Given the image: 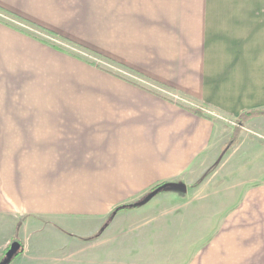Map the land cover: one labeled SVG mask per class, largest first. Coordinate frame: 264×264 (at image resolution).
<instances>
[{
    "label": "crops",
    "instance_id": "1",
    "mask_svg": "<svg viewBox=\"0 0 264 264\" xmlns=\"http://www.w3.org/2000/svg\"><path fill=\"white\" fill-rule=\"evenodd\" d=\"M252 110L264 0H0V264H264Z\"/></svg>",
    "mask_w": 264,
    "mask_h": 264
},
{
    "label": "trees",
    "instance_id": "2",
    "mask_svg": "<svg viewBox=\"0 0 264 264\" xmlns=\"http://www.w3.org/2000/svg\"><path fill=\"white\" fill-rule=\"evenodd\" d=\"M57 49H59V48H57ZM188 109L191 110L195 114H198V115L201 114V112L198 109H196V108L190 107ZM258 116H264V110L245 111V112H242L238 117H236L234 119V126L235 127L233 128V130L231 132V136L229 137L228 141L222 146L221 154H224L228 149H230L232 146L235 145V143L237 142L238 137L240 135V132H241V130L244 127V123L246 121H248L249 119H252V118H255V117H258ZM163 185H165V183H162L160 185H157V186L153 187L150 190V192H153L154 190L157 189V187H160V186H163ZM145 198H143L141 201H139L137 203H134V204L116 207L113 210V212L109 215L108 219H110L117 212H120V211H123V210H130V209L137 208L140 205V203L144 201ZM18 253L19 252H17L15 255H17ZM5 264H8V263H5Z\"/></svg>",
    "mask_w": 264,
    "mask_h": 264
},
{
    "label": "rangeland",
    "instance_id": "3",
    "mask_svg": "<svg viewBox=\"0 0 264 264\" xmlns=\"http://www.w3.org/2000/svg\"><path fill=\"white\" fill-rule=\"evenodd\" d=\"M223 127L227 130H230L231 132H232V130H233V128L235 127L234 126V121L232 122V121H230V123L227 125H223ZM231 128V129H230ZM257 139H261L260 137H256ZM251 175V174H250ZM249 175V176H250ZM261 176L258 174V175H254V177H252V178H260ZM254 186V185H253ZM252 186V187H253ZM239 207V206H238ZM233 208V207H232ZM231 208V209H232ZM230 209V208H229ZM230 209V210H231ZM235 209V208H234ZM229 214V213H228ZM231 224H233L234 226H232V229H233V231H236L237 232V230H240L241 228H240V223L238 222V223H235V222H232V221H228L227 222V229H229V226L231 225ZM239 237H237V238H232V241H237V243H236V245L235 244H233L232 246L230 245H227V248H231L232 250H233V252H232V255H231V260H229V262H227V264H248L247 262L246 263H241L242 262V260H241V258H242V256L243 255H246L247 253H249V251H251V250H248V251H245L244 249H242L241 247H240V245H239ZM228 240H230L229 238H227V241ZM201 245H202V243H201ZM251 248V247H250ZM249 248V249H250ZM252 248H254V247H252ZM235 249V250H234ZM233 253H234V255H233Z\"/></svg>",
    "mask_w": 264,
    "mask_h": 264
},
{
    "label": "water",
    "instance_id": "4",
    "mask_svg": "<svg viewBox=\"0 0 264 264\" xmlns=\"http://www.w3.org/2000/svg\"><path fill=\"white\" fill-rule=\"evenodd\" d=\"M176 188H178L179 187V185H174ZM157 191H154V193H156ZM19 243L18 242H13L12 244H11V246H10V248H9V250H8V252H7V254H6V257L8 258V259H10L16 252H17V250H18V248H19Z\"/></svg>",
    "mask_w": 264,
    "mask_h": 264
},
{
    "label": "built area",
    "instance_id": "5",
    "mask_svg": "<svg viewBox=\"0 0 264 264\" xmlns=\"http://www.w3.org/2000/svg\"><path fill=\"white\" fill-rule=\"evenodd\" d=\"M204 113L207 114V115H211V114H213V113H211L210 111H208V110H206V109L204 110Z\"/></svg>",
    "mask_w": 264,
    "mask_h": 264
}]
</instances>
